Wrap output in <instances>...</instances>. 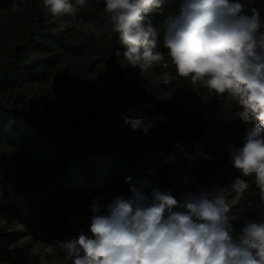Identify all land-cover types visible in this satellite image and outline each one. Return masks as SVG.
Instances as JSON below:
<instances>
[{"label":"clouds","instance_id":"obj_1","mask_svg":"<svg viewBox=\"0 0 264 264\" xmlns=\"http://www.w3.org/2000/svg\"><path fill=\"white\" fill-rule=\"evenodd\" d=\"M164 3L104 0L106 29L91 23L84 29L97 37L107 30L109 39L118 34L124 58L143 73L164 60L157 50L160 31L145 23ZM43 5L54 18L76 17L89 7L87 0H43ZM163 23V46L176 74L230 98L242 109V120L255 121L242 145L229 154L242 177H254L264 202V21L255 10L243 14V5L234 0H181ZM125 123L145 133L152 127L143 116L125 117ZM248 187L238 177L232 185L236 197L229 203L214 192H189L177 199L157 190L149 196L132 186L128 198L112 197L105 212L94 201L89 232L56 247L65 264H264V221L246 219L237 243L226 215ZM39 257V264H49Z\"/></svg>","mask_w":264,"mask_h":264},{"label":"trees","instance_id":"obj_2","mask_svg":"<svg viewBox=\"0 0 264 264\" xmlns=\"http://www.w3.org/2000/svg\"><path fill=\"white\" fill-rule=\"evenodd\" d=\"M17 1L0 0V138L17 148L40 175L24 180L12 175L0 176V212L9 213L21 224L31 226L38 219L39 203L48 202L54 194L85 199L114 188L117 152L107 144L104 132L94 135L88 128L69 129L47 120L82 105L73 92L76 75L83 69L98 89L108 121L114 124L115 135L122 143L130 139L131 149H137L126 164L130 177L179 199L185 188L195 182L194 166L211 163L225 169L226 173L216 176L220 184L232 189L240 177L249 184L241 198L260 196L254 177H242L232 170L225 126L219 121L223 108L219 96L212 97L207 88L176 74L179 111L194 110L195 131L193 143L180 136L169 139L163 129L169 117L168 109H155L142 92L136 91L134 79L130 78L131 65H118L117 60L126 50L118 34L113 33L111 39H103L104 34L96 38L86 34L65 36L32 9L21 11L18 21H13L6 10ZM180 2L165 0L162 8L148 14L145 20L154 27L156 20L159 21L161 35L157 50L164 56L167 49L163 46V22L178 11ZM258 4L260 13L264 12V0H259ZM101 28L106 29V26ZM63 55L71 56V63L68 62L71 65L59 74L60 102L50 104L43 112L21 106L18 101L26 90L25 84L41 79ZM130 89L135 91L136 97ZM12 93L13 97H9ZM141 116L145 119L147 116L148 122L151 120L152 127L147 133L125 123V117ZM151 155L159 158L152 172L147 167ZM199 179L204 181L203 175ZM2 241L4 235L0 232V243Z\"/></svg>","mask_w":264,"mask_h":264},{"label":"rangeland","instance_id":"obj_3","mask_svg":"<svg viewBox=\"0 0 264 264\" xmlns=\"http://www.w3.org/2000/svg\"><path fill=\"white\" fill-rule=\"evenodd\" d=\"M70 2L74 3V0H70ZM234 2L243 5V14L251 16L253 10H255L259 13L261 20L264 21V12L260 13L259 10V0H235ZM87 3L89 7L78 12L76 17L54 18L48 9L44 7L43 0H24V3L18 0L15 10L12 7L6 10V13L9 19L18 21L21 11L32 9L44 16L45 20L53 28L60 31L62 35L86 34L96 38V35L84 29V25L91 23L98 28L103 25L106 26L108 14L104 12V0H87ZM155 24L161 32L159 21L156 20ZM103 37V39L108 38L107 31ZM123 53L120 55V61L125 64L128 62ZM68 62L71 63V56L63 55L58 58L56 64L51 66L47 74L43 75L41 79L25 84L26 90L22 94L20 93L19 104L32 111L43 112L50 104L60 102L58 98L59 74L71 65ZM164 62L167 63L173 76L176 77L175 67L167 54L160 64L143 73L139 67H130V78L134 79L136 91L142 92L149 103L158 110H166L168 100V91L162 86ZM74 83L75 90L73 93L81 99L82 105L69 109L62 115L51 116L47 120L51 124L69 129L88 128V131L93 132L94 135L98 131H103L107 144L117 152L116 171L113 175L116 184L111 191L91 194L85 199L73 198L66 194H54L48 202L39 203L37 207L38 219L31 226L21 224L9 213L0 212V232L4 235V241L0 243V264H39V256L41 255L46 257L49 264H65L63 260L64 253L56 247L57 242H66L77 237L80 232H89V217L92 215L91 208L94 201H98L101 212H105L107 210L106 206L111 202L112 197L123 196L128 198L131 195L130 188L132 186L149 196L154 191V186H149L147 183L146 185L141 184L140 181L129 176L126 164L131 160L132 155L137 153V149H131L132 142L130 139L122 143L115 135L114 124H110L108 121L107 114L101 105L98 89L84 69L76 75ZM130 91L133 97H136L135 91L132 89ZM211 95L212 97H218L212 93ZM9 97H13V93ZM0 99H2V96H0ZM219 99L223 102L219 121L225 126L226 148L227 152L230 153L232 148L242 145L245 133L255 126V121L250 119L245 122L242 120L239 115L242 109L230 98L220 97ZM167 111L169 117L166 121V127L163 128L165 136L169 139L180 136L182 139L192 142L191 139L195 131V124L192 122L194 110ZM146 119H148L147 116ZM158 163V156L151 155L147 167L152 172L158 166ZM232 170L240 174L234 166ZM194 171L197 176L195 182H192L191 186H187L183 194L198 193L200 191L214 192L217 195H223L229 203L236 197L235 191L217 181L216 176L218 174L226 173L221 165L211 163L200 166L195 165ZM4 175H12L18 180H24L38 177L40 171L17 148L0 138V176ZM200 175L204 177L202 182L199 179ZM226 215L230 218V223L234 227L233 240L238 243L246 219L256 222L264 221V202L261 201L260 196L251 199L240 197L235 204H232ZM232 217H236V219H231Z\"/></svg>","mask_w":264,"mask_h":264},{"label":"built area","instance_id":"obj_4","mask_svg":"<svg viewBox=\"0 0 264 264\" xmlns=\"http://www.w3.org/2000/svg\"><path fill=\"white\" fill-rule=\"evenodd\" d=\"M117 62L120 67H124L120 59H118ZM165 64L167 65V63H163L164 72L162 74V86H164L168 91V100L166 103V108L172 112H177L179 111V93L175 87L176 78L173 76L171 69L168 68V65L165 67Z\"/></svg>","mask_w":264,"mask_h":264}]
</instances>
